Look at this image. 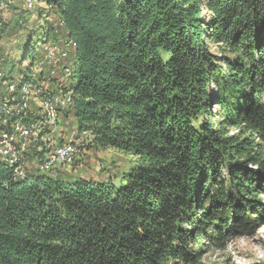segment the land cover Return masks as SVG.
<instances>
[{"label": "trees", "instance_id": "16d2710c", "mask_svg": "<svg viewBox=\"0 0 264 264\" xmlns=\"http://www.w3.org/2000/svg\"><path fill=\"white\" fill-rule=\"evenodd\" d=\"M33 12L45 24L15 48L29 60L17 90L47 76L43 48L66 42L72 104L59 116L135 160L117 186L0 162V264H202L206 243L264 225V0H36ZM5 51L0 86L16 67Z\"/></svg>", "mask_w": 264, "mask_h": 264}, {"label": "rangeland", "instance_id": "374dc122", "mask_svg": "<svg viewBox=\"0 0 264 264\" xmlns=\"http://www.w3.org/2000/svg\"><path fill=\"white\" fill-rule=\"evenodd\" d=\"M24 1L0 0V24L5 28L0 42V52L8 50L15 60L16 67L12 82L17 86L22 80L21 73H25L29 66V60L22 57V48H15L22 43L26 30L33 32L45 24L43 19H40V23H35L36 15L34 12L31 13L35 8L36 0L35 5L30 9L25 8ZM20 19L23 20L22 25L17 23ZM41 34L40 32L37 36L41 38ZM50 45H65L69 53L72 51L67 43L63 41ZM209 47L211 51H217L216 47L212 44ZM70 59L72 62L75 56L70 54ZM35 64L36 62L34 63V68ZM5 88L6 84L0 86V95L4 93ZM212 112L214 114L218 113V108L215 105L212 108ZM54 119L55 117L52 118L53 123H55ZM54 132L56 134L55 141L58 137L59 140H63L64 142L68 140L65 143L73 144L77 152L71 164L53 166L49 172L43 171L46 175L53 178L59 177V175V178L69 179L81 177L104 182L111 181L117 186L119 185L121 173L128 170L134 163L135 158L130 155L122 154L113 148L94 147L89 143L85 135L77 136L75 119L71 115L65 119H63V115H58ZM230 132L235 133L236 131L230 129ZM41 146L44 150L43 154L54 148V146H50L48 143L41 144ZM35 156H39L38 151H33L29 155L28 166L26 163V168H29V170L41 167V165L35 163ZM26 168L23 170L24 174H26ZM203 241H201L203 244L207 242ZM206 244L207 247H204V250H206L202 257V264H264V225L258 228H252V232L246 235H227L222 247L213 246L209 243Z\"/></svg>", "mask_w": 264, "mask_h": 264}, {"label": "bare ground", "instance_id": "6f19581e", "mask_svg": "<svg viewBox=\"0 0 264 264\" xmlns=\"http://www.w3.org/2000/svg\"><path fill=\"white\" fill-rule=\"evenodd\" d=\"M33 5L34 1H26V7L28 9ZM1 35L0 29V42ZM57 47L61 46L51 45L45 48L42 55L43 59L41 60L46 69L51 68L53 53H57ZM6 54L7 51L4 52V55ZM64 59L65 61L62 63L61 73H55V75L48 77L44 76L30 85L23 84L20 90H17L18 86L11 81L10 83H6L4 93L0 95L1 124L3 126L17 125V129L14 131L13 136L2 137V144H8V148H17L15 151H8L7 155L4 156V146L0 145V162L9 165L14 164L16 166L15 172L18 176H23V170L26 168L25 161L28 153V144L26 140H30V144L34 143L41 145L48 143V145L54 146L52 150L42 154L41 159L39 158L38 164L41 165V167L46 159L54 158L56 161L54 166L69 165L74 160L73 154L75 155L77 152L76 147L71 143H64L63 152H61V148H56V134L54 132L59 112L67 109L72 104V93L69 81L71 59L68 51H64ZM40 70L41 68L37 69V71ZM1 77L2 75L0 73V78ZM46 77V87L53 86V88H56V90L51 88V93H47V98L46 89L40 88L41 82H44ZM54 99H61V104H51V100ZM12 116L14 120L11 121ZM53 117H55V123H53ZM24 122L26 127L32 130V132L24 128V125H22ZM50 130H52V132H50ZM4 131H1L0 134ZM50 169L51 167H49V171Z\"/></svg>", "mask_w": 264, "mask_h": 264}, {"label": "built area", "instance_id": "2783aa9c", "mask_svg": "<svg viewBox=\"0 0 264 264\" xmlns=\"http://www.w3.org/2000/svg\"><path fill=\"white\" fill-rule=\"evenodd\" d=\"M64 51H68L67 47H57V53H53V58H52V63H51V68L47 70V77L55 75V73H61L62 70V63L65 61L64 59ZM44 82H41L40 88H45L46 89V98H47V93H51V87H46V79ZM65 80V78H64ZM53 103H60L61 104V99H54L51 100V104ZM15 111V110H14ZM24 125L25 129H28L29 132H32L29 128L26 127L25 122L22 124ZM17 129V125H12L9 126L3 133L0 134V145L4 146V156L7 155L8 151H15L16 148H8V144H2V137H11L14 135V131ZM53 129V125H52ZM52 132V130H50ZM26 143L28 144V153H27V158H26V163L28 166V161H29V155L33 151H38V147H30V140H26ZM56 148H61V152H63V142L61 144H56ZM75 157V155L73 154ZM54 164H56V161L53 159H46L44 161V164L42 167H37V169H40L41 171H49V167H53ZM57 174V173H56Z\"/></svg>", "mask_w": 264, "mask_h": 264}]
</instances>
